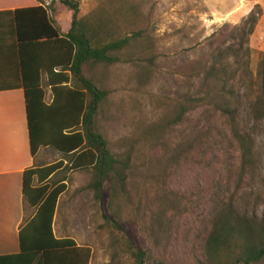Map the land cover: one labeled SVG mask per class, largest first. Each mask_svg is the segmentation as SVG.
Instances as JSON below:
<instances>
[{
  "label": "rangeland",
  "instance_id": "obj_1",
  "mask_svg": "<svg viewBox=\"0 0 264 264\" xmlns=\"http://www.w3.org/2000/svg\"><path fill=\"white\" fill-rule=\"evenodd\" d=\"M40 1L52 3L55 24L69 31L70 8ZM73 1L78 19L92 13L112 18L114 8L124 6L130 13L118 20L122 33H141L114 54L117 63L83 67L86 78L108 91L96 129L116 159L129 161L124 188L108 181L99 202L89 187L92 171L61 173L68 187L54 219L56 236L89 247L91 264H133V245L145 253L146 264L235 263L240 247L219 260L207 238L232 195L238 214L260 220L264 212V117L252 114L261 86L264 0ZM252 10L260 15L249 52L224 63L227 71L204 101L190 102L182 124L173 123L181 105L198 94L219 46L240 43L228 31ZM46 154L35 158L36 166L49 162Z\"/></svg>",
  "mask_w": 264,
  "mask_h": 264
},
{
  "label": "trees",
  "instance_id": "obj_2",
  "mask_svg": "<svg viewBox=\"0 0 264 264\" xmlns=\"http://www.w3.org/2000/svg\"><path fill=\"white\" fill-rule=\"evenodd\" d=\"M59 1L73 12L67 33H63L52 19V3L45 6L40 1L36 7L16 9L13 13L31 154L34 157L41 147H48L64 155L68 164L64 166V162L59 161L46 167L35 166L24 173L25 201L37 208L34 219L27 226L32 229V234L28 236L23 230L21 253L0 257V264H90L92 251L89 247L80 248L74 239L58 238L54 233L59 199L68 187L67 177L60 175L67 171H92L89 187L99 202L103 200L108 181H115L117 189H123L127 180L129 161L116 159L96 129V117L108 91L86 78L83 67L92 62L117 63L119 60L114 54L126 49L141 31H133V36L122 33L118 20L130 13V9L124 6L114 8L112 18L92 13L78 19L80 9L77 3ZM259 15L252 10L241 25L228 31L230 38L240 39V43L219 46L210 67L205 70L198 94L181 105L173 123L182 124L190 112L189 104L204 101L213 81L227 71L224 63L232 57L238 58L243 51L249 52L246 45ZM260 79V95L252 108L256 120L264 117V55L260 63ZM45 87L51 89L50 103L46 101ZM215 107L223 115L232 114L235 118V113L229 109L221 105ZM235 198L232 195L228 205L215 218L207 238L208 249L220 260L222 254L238 246L240 250L233 264H258L264 258V212L260 220L238 214ZM116 227L120 228L119 225ZM131 255L133 264H146L145 253L134 245Z\"/></svg>",
  "mask_w": 264,
  "mask_h": 264
},
{
  "label": "crops",
  "instance_id": "obj_3",
  "mask_svg": "<svg viewBox=\"0 0 264 264\" xmlns=\"http://www.w3.org/2000/svg\"><path fill=\"white\" fill-rule=\"evenodd\" d=\"M40 3V0H0V257L19 255L21 232L24 230L28 236L32 234V229L27 226L34 219L37 208L25 201L24 173L35 168V158L38 155L44 156L47 152L49 162L43 167L59 161H63L64 166L68 164L63 158L65 156H59L62 154L51 151L48 147H41L34 157L31 154L23 73L13 12L16 9L36 7ZM45 90L46 101L50 103L51 89L45 87ZM53 157L59 160L54 161ZM76 244L80 248H87L77 242Z\"/></svg>",
  "mask_w": 264,
  "mask_h": 264
}]
</instances>
